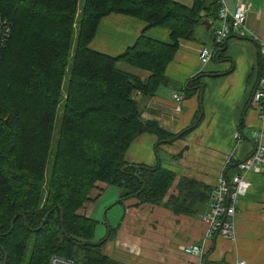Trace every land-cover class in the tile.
<instances>
[{"label": "trees", "instance_id": "trees-1", "mask_svg": "<svg viewBox=\"0 0 264 264\" xmlns=\"http://www.w3.org/2000/svg\"><path fill=\"white\" fill-rule=\"evenodd\" d=\"M0 0L11 34L0 61V264H47L51 256L84 264H120L102 253L119 224L93 243L97 220L77 214L97 183L114 187L118 203L162 205L176 215L201 216L213 190L159 166L125 162L131 143L151 134L157 146L183 139L198 125L171 134L142 122L136 94L153 96L180 40L216 17L217 0ZM111 14L169 31L162 42L142 34L117 56L90 48L99 21ZM223 47L214 58H221ZM122 64L149 74H129ZM264 57L259 53V74ZM198 74L185 98L201 89ZM59 119L58 133L54 130ZM242 125L239 126L241 128ZM230 167V166H229ZM212 190V191H211Z\"/></svg>", "mask_w": 264, "mask_h": 264}, {"label": "crops", "instance_id": "crops-1", "mask_svg": "<svg viewBox=\"0 0 264 264\" xmlns=\"http://www.w3.org/2000/svg\"><path fill=\"white\" fill-rule=\"evenodd\" d=\"M238 2L247 5V26L264 37V0H225L230 12ZM146 26L135 18L111 14L99 21L90 48L117 56L131 47L142 32L151 39L169 41L167 29H146ZM217 26V18L209 15L195 28L192 41H179L175 56L165 69V82L155 95H135L141 121L156 122L171 134H178L199 121L186 137L171 144L157 146L155 136L140 135L125 153L127 163L159 166L175 175L164 201L176 194L180 178L197 181L213 190L225 170L227 157H231V165L224 173L231 176L235 173L233 166L254 146L252 131L259 127V119L250 106V97L259 77V48L251 40L232 34L223 44L222 57L202 65L197 50L201 45H211ZM128 73L143 81L149 76L132 67ZM201 73L203 86L185 98L186 83ZM175 93L183 97L179 106L172 98ZM235 132L241 135L239 144L235 142ZM246 180L250 186L236 207L234 240L218 235L205 238V225L199 215H176L162 205H137L135 200H129L123 206L117 205L120 224L115 235L116 245L104 244L103 254L127 264H151L152 261L158 264H234L238 260L245 264H264V165L259 173L249 172ZM112 188L98 184L89 195L86 216L92 218L107 195L112 201H118L119 193ZM208 208L209 203L201 207L202 214ZM195 244L204 249L202 259L183 253L184 247Z\"/></svg>", "mask_w": 264, "mask_h": 264}, {"label": "built area", "instance_id": "built-area-1", "mask_svg": "<svg viewBox=\"0 0 264 264\" xmlns=\"http://www.w3.org/2000/svg\"><path fill=\"white\" fill-rule=\"evenodd\" d=\"M217 21L218 26L213 31L212 43L210 46L201 45L197 50L198 60L202 65L212 61L219 48H222L226 39L232 34L247 38L259 48V53L264 57V37H261L251 30L246 23L247 5L238 2L233 12L226 6L225 0H217ZM11 23L0 16V61L5 46L11 34ZM172 98L179 106L183 97L173 94ZM250 106L258 115L259 127L252 131L254 146L252 151L242 160L236 163L233 168L235 173L227 176L224 171L231 165V157H227L224 166L225 170L216 180L213 192L210 197L208 211L202 214L199 219L205 225V238L220 236L227 240L235 239V222L237 205L248 189L249 183L246 175L249 172L259 173L264 165V66L261 68L256 87L250 97ZM178 111V108L176 109ZM236 144L241 142V135L235 132ZM183 253L202 259L204 249L202 246L188 245L183 248ZM47 264H84L72 259H64L57 255L49 258ZM234 264H245V261L238 260Z\"/></svg>", "mask_w": 264, "mask_h": 264}, {"label": "rangeland", "instance_id": "rangeland-1", "mask_svg": "<svg viewBox=\"0 0 264 264\" xmlns=\"http://www.w3.org/2000/svg\"><path fill=\"white\" fill-rule=\"evenodd\" d=\"M180 2L185 3V4H190L191 0L188 3H187L186 0H180ZM81 4H82V0L80 2L79 6H81ZM120 66L127 67V68H125V70L127 72H129V68H131V67L124 66V65H119V67ZM132 69H134V68H132ZM58 125H59V119H57V124H56L55 130H54V137L55 138H56L57 133H58ZM98 184L99 183L95 184V186L92 188L90 193L93 192L95 188H97ZM112 189L115 191L116 188L113 187ZM115 201L114 200L112 201V198H110V196L107 195V197L104 199V201H102L99 204V206L95 209V212L91 216L93 219L97 220V224H96V227H95V235H94V238L92 240L93 243H96V242L100 241L102 238H104L105 235L107 234V231H108V235H109L108 225H112L113 227L116 226L115 224L117 223V216L120 213L118 206L114 205L110 209L106 210L109 206H111L113 203H115ZM88 204H89V201L85 202L83 204V206L80 209L77 210L76 213L79 214V215L86 216L87 215V207H90ZM103 219H105V221H103ZM115 235L113 236L112 239L108 240L105 243V245L108 244V243H114L116 245L117 237ZM31 249H32V243L30 242L28 247H27V249H26V251H25V256H24V260H23L22 264H26V261H27L29 255H30V253H31ZM119 262H124V261H119ZM119 262H117V263H119ZM120 264H127V263H120ZM151 264H158V263H155L154 261H152Z\"/></svg>", "mask_w": 264, "mask_h": 264}, {"label": "water", "instance_id": "water-1", "mask_svg": "<svg viewBox=\"0 0 264 264\" xmlns=\"http://www.w3.org/2000/svg\"><path fill=\"white\" fill-rule=\"evenodd\" d=\"M118 203V201L117 202H115V203H113L111 206H109L106 210H108V209H110L112 206H114V205H116ZM103 221H105V219H103ZM107 238H108V231H107V235H106V237H105V241L107 240Z\"/></svg>", "mask_w": 264, "mask_h": 264}]
</instances>
